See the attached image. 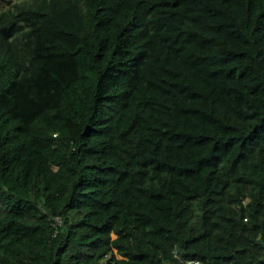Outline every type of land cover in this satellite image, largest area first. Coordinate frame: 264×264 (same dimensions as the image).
Returning a JSON list of instances; mask_svg holds the SVG:
<instances>
[{"label": "trees", "instance_id": "obj_1", "mask_svg": "<svg viewBox=\"0 0 264 264\" xmlns=\"http://www.w3.org/2000/svg\"><path fill=\"white\" fill-rule=\"evenodd\" d=\"M181 258L264 264V0H0V264Z\"/></svg>", "mask_w": 264, "mask_h": 264}, {"label": "built area", "instance_id": "obj_2", "mask_svg": "<svg viewBox=\"0 0 264 264\" xmlns=\"http://www.w3.org/2000/svg\"><path fill=\"white\" fill-rule=\"evenodd\" d=\"M181 261L186 262L185 264H199L200 263L199 260H195V259H187V260L182 259ZM168 264H170V262H168Z\"/></svg>", "mask_w": 264, "mask_h": 264}, {"label": "clouds", "instance_id": "obj_3", "mask_svg": "<svg viewBox=\"0 0 264 264\" xmlns=\"http://www.w3.org/2000/svg\"><path fill=\"white\" fill-rule=\"evenodd\" d=\"M131 23H136V22H135V20H132V22H131Z\"/></svg>", "mask_w": 264, "mask_h": 264}]
</instances>
